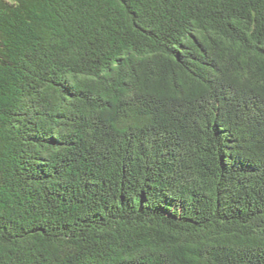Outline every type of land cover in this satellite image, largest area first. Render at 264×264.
<instances>
[{"label": "trees", "instance_id": "trees-1", "mask_svg": "<svg viewBox=\"0 0 264 264\" xmlns=\"http://www.w3.org/2000/svg\"><path fill=\"white\" fill-rule=\"evenodd\" d=\"M0 264H264V0H0Z\"/></svg>", "mask_w": 264, "mask_h": 264}]
</instances>
